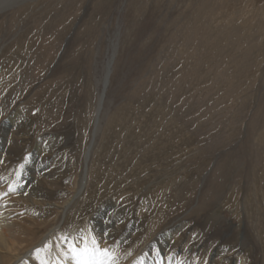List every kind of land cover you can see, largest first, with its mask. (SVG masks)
Wrapping results in <instances>:
<instances>
[{
  "label": "rangeland",
  "instance_id": "374dc122",
  "mask_svg": "<svg viewBox=\"0 0 264 264\" xmlns=\"http://www.w3.org/2000/svg\"><path fill=\"white\" fill-rule=\"evenodd\" d=\"M0 207L39 263L264 264V0H0Z\"/></svg>",
  "mask_w": 264,
  "mask_h": 264
},
{
  "label": "bare ground",
  "instance_id": "6f19581e",
  "mask_svg": "<svg viewBox=\"0 0 264 264\" xmlns=\"http://www.w3.org/2000/svg\"><path fill=\"white\" fill-rule=\"evenodd\" d=\"M26 54V53H25ZM112 57L109 60V64L107 67V73L104 76L105 80L103 79V90L102 92H100V99H99V105H98V111H97V115H96V121H95V126H97V122H98V116L100 115V111L101 106H102V101L104 98V94H105V90L106 87H108L109 84V79L110 78V74H111V69H112ZM21 64V63H20ZM11 65L13 66V63H11ZM13 77V75H12ZM100 120V119H99ZM99 126V125H98ZM99 128V127H98ZM98 131V130H96ZM130 134V133H129ZM94 135H96L95 131L93 134V139L95 138ZM136 135L135 131L132 132L131 137H134ZM94 142H91L90 147L88 148V151L86 153V166H85V170H84V177L82 180V184L76 194V196L78 197L80 194H82L84 188H85V184H86V177H87V172H88V160H89V152L91 151L92 145ZM136 149V148H135ZM91 153V152H90ZM149 155V154H148ZM128 158V157H127ZM100 171V170H99ZM103 176V175H102ZM102 180V179H101ZM100 180V181H101ZM100 185V184H99ZM96 186V185H95ZM107 187V186H106ZM96 188V187H95ZM100 189V187L98 188ZM105 192V191H104ZM103 192V193H104ZM102 193V192H101ZM107 193V192H106ZM105 193V194H106ZM94 198V195H92ZM97 197V196H96ZM106 197V196H105ZM96 199V198H95ZM98 199V198H97ZM96 199V200H97ZM92 200V198H91ZM72 201V200H71ZM67 203L66 205V209L70 206V204L72 202ZM94 201V200H93ZM3 209V208H2ZM1 207H0V264H20L21 261L23 260V262L27 261V264H40L38 261H36L35 259H33L31 257L32 254L35 253V251L29 250L27 253H25L24 255H20V251L18 249L19 244L18 239L19 236L16 234V236L14 235L15 232V226L13 222L9 221V215L2 211ZM98 212L101 213L102 208H100L99 210H97ZM18 226V225H17ZM151 228V227H150ZM24 231V230H23ZM18 232V231H17ZM53 232L54 229L50 230L46 236L44 237V239L42 240L43 244L49 237L53 236ZM23 233V232H22ZM168 236V234H167ZM165 236L163 238V240H166ZM23 238V237H22ZM24 239V238H23ZM164 242V241H163ZM130 247V246H129ZM140 250V249H139ZM38 252V251H37ZM133 252V251H132ZM132 252H130L132 254ZM6 253V255L4 254ZM64 251L61 249L56 248L55 254H57L56 259L54 260L53 264H74V261H72L70 258H66L63 255ZM10 255V256H9ZM114 260H115V264H120L122 261L119 260L118 258H116L114 255ZM130 258V257H129ZM146 261V262H145ZM133 262V263H132ZM142 262H144L143 264H190L189 261L187 260H177L175 258H171V259H167L166 257H164L162 254H158L157 256L153 257V260H151V258L147 257V259H141V257L137 256L136 258H133L130 262V264H142ZM193 263V262H192Z\"/></svg>",
  "mask_w": 264,
  "mask_h": 264
},
{
  "label": "snow or ice",
  "instance_id": "6c2138e0",
  "mask_svg": "<svg viewBox=\"0 0 264 264\" xmlns=\"http://www.w3.org/2000/svg\"><path fill=\"white\" fill-rule=\"evenodd\" d=\"M78 239L79 243L77 238L62 237L67 245L63 255L74 261V264H115L112 252L108 248H101L94 236L84 235ZM40 264H49V261L42 259Z\"/></svg>",
  "mask_w": 264,
  "mask_h": 264
}]
</instances>
